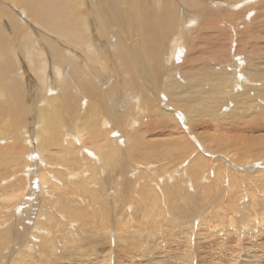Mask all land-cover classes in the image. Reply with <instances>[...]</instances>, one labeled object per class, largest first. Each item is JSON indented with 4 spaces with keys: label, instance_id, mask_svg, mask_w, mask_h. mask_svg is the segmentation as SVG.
<instances>
[{
    "label": "bare ground",
    "instance_id": "1",
    "mask_svg": "<svg viewBox=\"0 0 264 264\" xmlns=\"http://www.w3.org/2000/svg\"><path fill=\"white\" fill-rule=\"evenodd\" d=\"M123 78L125 112L113 105ZM210 124L216 146L236 145L238 129L253 139L244 161L209 148ZM263 131L264 0H0V264H116L125 236L152 233L167 207L199 225L240 189L244 204L223 211L264 203ZM232 238L223 248L239 258ZM88 240L102 250L86 261ZM168 240L133 241L152 262L194 264Z\"/></svg>",
    "mask_w": 264,
    "mask_h": 264
},
{
    "label": "rangeland",
    "instance_id": "2",
    "mask_svg": "<svg viewBox=\"0 0 264 264\" xmlns=\"http://www.w3.org/2000/svg\"><path fill=\"white\" fill-rule=\"evenodd\" d=\"M226 9H228V8H224L223 9V11H225ZM207 20H206V18H205V15L204 14H201V16H200V18H199V20H198V22H197V24L195 25V26H193L192 28H199L201 25H203L205 22H206ZM210 42H213L214 43V47L211 49V51L213 50H217V47H216V39H212V40H210ZM119 84H120V86H119V93L121 94V95H119V98L113 103V105L115 106V107H120V106H122L123 107V110H122V112H125L126 111V108H127V104H134V102L135 101H133V100H130V99H128L127 97H126V95H127V93H128V91L131 89V85L129 84V83H127L126 82V79L125 78H123V79H121V81L119 82ZM130 95H133V90H132V92L129 94V96ZM213 125H214V123H213ZM213 125L212 124H210L209 125V127H206L205 129H202V130H200V131H202L203 132V138H205V140H206V144L209 146V148H211V149H213V150H216V151H218V152H220V154L221 155H223V156H228V157H230V158H235L236 160H242V161H244V156L242 155V154H240V150L242 149V148H244V146H245V143H243L244 141H242L243 139H245V140H247V142L248 143H251V141H253V139L252 138H249V137H247L245 134H243V135H240V129H238L237 130V132H236V130L234 131V132H232L231 134L234 136V140H237V143H236V145H234V146H232V145H230V144H226V145H224V146H222V147H219V146H216V144H215V141H211V140H208L207 139V137L209 136V133L211 132V130H213ZM186 128H187V126H185ZM192 127H196V126H192ZM193 130H195V131H197L196 129H194L193 128ZM244 130V129H243ZM130 132H132L133 133V131H134V129H130L129 130ZM220 131H222V129H220V130H218V131H216L215 133H218V132H220ZM245 132L247 133V131L245 130ZM264 132V131H263ZM249 134V133H248ZM232 136V137H233ZM245 136V137H244ZM243 138V139H242ZM257 138L258 137H256V138H254L255 140H257ZM259 138H262V139H264V136L262 135V137H259ZM258 138V139H259ZM230 147V148H229ZM249 147H251L250 145H249ZM253 148V147H252ZM235 149V150H234ZM234 151V152H233ZM254 152H255V150H253ZM250 152H252V151H250ZM262 152H264V151H262ZM211 157V156H210ZM185 164V166H188L189 167V163H184ZM225 164V163H224ZM225 165H227V164H225ZM179 167V166H178ZM177 167H175V169H176ZM172 170V169H171ZM177 170H179V168H177ZM133 171V170H132ZM169 171H170V169H169ZM213 172H214V169H213ZM157 173H160L159 171H157ZM231 174V173H230ZM214 176V182H215V175H213ZM197 177V176H196ZM227 178H229V175L226 177V180H227ZM202 182H206V180L205 179H203V180H201ZM225 182H227V181H225ZM212 183V185L214 186V184H213V182H211ZM229 183H227V185H225V187H227V188H230L229 187ZM238 185H244L243 183H240L239 182V184ZM254 189V188H253ZM241 190V189H240ZM238 191V192H240V193H238L237 194V196L238 197H235V195L233 196L232 194H231V196H232V198H231V200H227L226 201V205L229 207V203H232L234 200H236V201H234V202H241V203H243L242 201H244V199H242V197H241V195H242V191H243V189H242V191ZM255 190V189H254ZM254 190H252V191H254ZM250 191H251V189H250ZM249 193V192H248ZM245 195V202H247L248 200L250 201V200H252V199H248V194H244ZM250 195V194H249ZM228 196V195H227ZM206 198V200L208 199L209 200V196H205ZM239 197H241V199L239 198ZM238 198V199H237ZM205 200V201H206ZM208 200L206 201V202H208ZM232 201V202H231ZM167 203H168V200L166 201ZM219 202H221V200L220 201H217V203H215L216 204V206H215V204L213 203V204H211L210 206H208V207H206L207 209H206V211L204 212V215H203V218L199 221V225L197 224V225H194L195 224V216H191V219L190 220H194V224L193 223H188V221L187 220H185V221H183V220H178L177 219V213H176V211H174V210H171L170 208H166V210L167 209H169V210H167V211H169V215H168V213H167V218L165 217V216H163L164 218H162L161 216L158 218L157 217V219L156 220H159V222H157V221H155V223L156 224H152L153 223V221L149 218V220H151L152 222H151V224H150V226H148V227H150L151 228V226L153 227V225H154V227H156L157 229L156 230H154V231H152V233H153V235H152V233H151V230L150 229H147V230H145V231H143L142 233H138V234H134V236H132V237H128L127 235L125 236L126 238L125 239H127V240H125V245H126V247H129L130 248V255H131V257H129L128 255H129V251L127 250V248L125 249V253H126V251H127V253H126V255H125V253H124V255H122V254H117V255H119V256H117L116 255V252H114L115 253V257L113 258V260H115L116 261V264L117 263H119V264H165L164 263V261H167V258L166 257H163V256H161V255H159V258L158 259H155L154 260V262H152L153 260H152V258H150V257H147L148 255H149V252H148V254L147 255H143L142 254V252H140L139 250H138V244L136 243V241H133L134 240V238H136L137 236H139L142 240H143V242L146 244V242H149V244L152 246V251L153 250H157V251H162V250H160V249H162V248H158V249H156V247L157 246H161L164 242H165V240L167 239V238H169V240L166 242V245L171 249V251L174 253V255H178V254H180V256L178 255H176L175 257H176V259L177 260H179V261H181L182 259H183V254L185 253V251H187V250H190L191 251V253H192V257H193V263L194 264H231L230 262H232V260H233V264H261V263H264V235H262V233L264 234V206H263V202H259V201H256V202H254V203H252V204H247V207H245L246 209H244V210H237V212H230V211H228L229 213H227V211H223V209H224V207H226L225 206V204H220ZM234 202L232 203V204H234ZM143 203H145V202H143ZM218 204H220V206L222 205V207H221V209H219L220 208V206L218 205ZM244 204V203H243ZM236 205V203L234 204V206ZM253 205V206H252ZM212 206H213V208H212ZM254 206H255V208H254ZM149 207H146L145 209L147 210ZM199 207H198V209H197V211L198 212H200L201 211V209H200V211H199ZM203 209H205V208H203ZM209 209V210H208ZM213 209V210H212ZM261 209V210H260ZM263 209V210H262ZM161 210V207H160V209L158 210V211H156V212H159ZM216 210V211H215ZM221 210V211H220ZM150 211V209H148V212ZM210 211H211V213H210ZM243 211V212H242ZM261 211V212H260ZM213 212V213H212ZM215 212H218V213H220V214H218V216H221L222 217V214H223V216H225V217H218L217 216V213H215ZM223 212V213H222ZM248 212V213H247ZM150 213H151V211H150ZM173 213V214H172ZM216 215H215V214ZM226 213H227V215H226ZM230 213L231 214H233V215H230ZM239 213H241V215L239 214ZM260 213H263V215L262 214H260ZM149 214V213H148ZM235 214V215H234ZM255 214H256V216H255ZM174 215H176V216H174ZM245 215V216H244ZM258 215V216H257ZM174 216V217H173ZM214 216H215V218H214ZM230 216H231V218L232 219H229L230 218ZM250 216H251V218H250ZM173 217V218H172ZM235 220H234V219ZM251 220H250V219ZM253 218H254V220H253ZM258 218V219H257ZM261 218L263 219V221L261 220ZM163 219H164V222H163ZM170 219H172L173 220V222L170 220ZM178 221H177V220ZM229 219V220H228ZM34 221H35V217H34V219H33ZM174 220H175V222H174ZM208 220V221H207ZM213 220V221H212ZM216 220V221H215ZM219 220V221H218ZM222 220H223V222H222ZM232 220H234V221H232ZM243 220H246V223L247 224H249L250 226L248 227V229H247V233H246V235L244 234V236H243V238H241V237H239L240 236V234H241V231H242V228H241V222L243 221ZM255 220H257V221H255ZM161 221V222H160ZM181 221V222H180ZM202 221V222H201ZM218 221V222H217ZM237 221V222H236ZM253 221H255V222H253ZM185 224H184V223ZM187 222V223H186ZM201 222V223H200ZM209 222V223H208ZM227 222V223H226ZM231 222V223H230ZM169 223V224H168ZM175 223H176V225H175ZM178 223H180V224H178ZM183 223V224H182ZM203 223V224H202ZM224 223V224H223ZM251 223V224H250ZM159 224V225H158ZM161 224H163V225H161ZM172 224H174V225H172ZM202 224V225H201ZM217 224V225H216ZM218 224H219V226H220V228H217V227H219L218 226ZM223 224V226H221ZM230 224V225H229ZM232 224V225H231ZM34 225H35V223H32L31 224V226L32 227H34ZM157 225V226H156ZM171 225V226H170ZM257 225V226H256ZM165 226V227H164ZM181 226V227H180ZM229 226V227H228ZM237 226V227H236ZM163 227H164V229H163ZM167 227H169V229L167 228ZM70 227H68V229H69ZM195 228V229H194ZM215 228H217L216 230L217 231H215ZM230 228V229H229ZM257 230H256V229ZM67 229V231H69ZM180 229H181V231H180ZM222 229V230H221ZM262 229V230H261ZM164 230H166V231H164ZM252 230V232H249V231H251ZM156 231V232H155ZM157 231H160V232H157ZM179 231V232H178ZM184 231V232H183ZM194 231V232H193ZM70 232V233H69ZM67 234H66V238H72V232L71 231H69ZM148 232H149V234H148ZM239 232V233H238ZM185 233V234H184ZM193 233V234H192ZM198 233V234H197ZM223 233L225 234V236H226V238H227V236L230 238H225L227 241H228V243H227V241L224 243V242H218L217 241V237L218 236H215V234H218V235H222V236H224L223 235ZM231 233H232V235H234V236H232L231 235ZM257 233V234H256ZM176 234V235H175ZM192 234V235H191ZM208 234V235H207ZM237 234V235H236ZM248 234V235H247ZM69 235V236H68ZM137 235V236H136ZM150 237H149V236ZM212 235V236H211ZM251 235V236H250ZM196 236H198V238L196 237ZM249 236V237H248ZM192 237H193V239H192ZM196 237V238H195ZM203 237V238H202ZM206 237H209L208 239L206 238ZM212 237V238H211ZM231 237H233L232 239H234V240H236L235 242H230L231 243V247L232 246H234V247H236L237 245V247H236V249L237 250H239V252H240V250H242L241 252H240V254H239V258H238V256H237V253H235V255H234V253H230V251H228V248H229V246H227V245H229V241L231 240ZM236 237H238V239L236 238ZM248 237V238H247ZM256 237V238H255ZM240 238H241V240H240ZM260 238V239H259ZM80 239V238H79ZM79 239H78V241H79ZM171 239H173L175 242L174 243H172L170 240ZM201 239V240H200ZM256 239V240H255ZM133 242H132V241ZM147 240V241H146ZM237 240H239V242L237 241ZM127 241V242H126ZM244 243H243V242ZM77 242V241H76ZM160 242V243H159ZM163 242V243H162ZM237 242H238V244H237ZM73 243V244H72ZM74 243H75V241L73 240V239H71L70 241H69V245H73V247H77V246H79V243H81L80 241L77 243V245L76 246H74ZM85 243V244H84ZM83 243V246H82V248H81V250H82V252L83 253H88V255H86V254H84L83 256V258L82 259H84V260H86L87 261V259L89 258H91V257H89L90 256V254L91 253H98V252H101V250H102V248H96L95 246V248H94V252H93V245H91V242L88 240V241H86V242H84ZM132 243V244H131ZM209 243V244H208ZM218 243H224V245L223 244H221V245H223V246H221L220 244H218ZM239 243H241V244H239ZM203 244H204V246H203ZM88 245V246H87ZM198 245V246H197ZM217 245H219V246H217ZM255 245V246H254ZM136 246H137V248H136ZM259 246H261V247H259ZM69 247V246H68ZM135 247V248H134ZM218 247V248H217ZM226 248V247H228L227 248V250H225L224 248ZM262 247H263V251H259V248H261L260 250H262ZM92 248V249H91ZM198 248V249H197ZM98 250V251H97ZM224 250H225V253H224ZM259 252V255H258V252ZM199 251V252H198ZM246 251V252H245ZM199 254H198V253ZM244 252V253H243ZM252 252V253H251ZM255 252H257V253H255ZM262 254H261V253ZM133 255H132V254ZM247 253V254H246ZM249 253H251V254H249ZM256 254V259H255V257H254V255ZM136 254H142V256L141 257H135L134 255H136ZM231 254H233V255H231ZM261 254V255H260ZM86 255V256H85ZM122 256V258H120L121 256ZM230 255L232 256L231 258H230ZM249 255H251V256H249ZM258 255V256H257ZM80 256H82V255H80ZM80 256H76V257H74L73 258V262L71 261V263L72 264H76L75 262H74V260H76L78 257H80ZM126 258H124V257ZM234 256V257H233ZM236 256V257H235ZM86 257V258H85ZM88 257V258H87ZM96 257H97V255H96ZM119 257V258H118ZM129 257V258H128ZM257 257H258V259H257ZM133 258V259H132ZM117 259H119V260H117ZM231 259V260H230ZM253 259H255V260H257V261H253ZM202 260V261H201ZM205 261H207V262H205ZM212 261V262H211ZM241 261V262H240ZM236 262V263H235ZM244 262V263H243ZM257 262V263H256ZM78 264V263H77ZM113 264H115V263H113Z\"/></svg>",
    "mask_w": 264,
    "mask_h": 264
}]
</instances>
